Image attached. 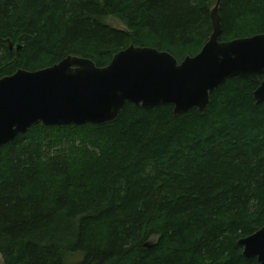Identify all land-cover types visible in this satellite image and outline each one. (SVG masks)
I'll list each match as a JSON object with an SVG mask.
<instances>
[{
	"label": "trees",
	"instance_id": "16d2710c",
	"mask_svg": "<svg viewBox=\"0 0 264 264\" xmlns=\"http://www.w3.org/2000/svg\"><path fill=\"white\" fill-rule=\"evenodd\" d=\"M217 1L0 0V79L69 55L105 67L132 44L182 62ZM220 15L221 41L264 33V0H221ZM259 84L227 79L204 113L127 103L113 122L35 124L0 146L3 263L258 264L238 242L264 227Z\"/></svg>",
	"mask_w": 264,
	"mask_h": 264
},
{
	"label": "water",
	"instance_id": "95a60500",
	"mask_svg": "<svg viewBox=\"0 0 264 264\" xmlns=\"http://www.w3.org/2000/svg\"><path fill=\"white\" fill-rule=\"evenodd\" d=\"M220 2L212 9L213 32L202 50L182 62L168 51L131 45L98 67L69 55L53 66L18 70L0 79V146L35 124H106L118 119L127 103L144 109L172 104L178 116L198 108L204 113L211 94L232 77L260 83L254 91L264 103V33L221 41ZM11 48L13 47L10 45ZM246 259L264 264V227L241 238ZM152 246V242L145 244Z\"/></svg>",
	"mask_w": 264,
	"mask_h": 264
},
{
	"label": "rangeland",
	"instance_id": "374dc122",
	"mask_svg": "<svg viewBox=\"0 0 264 264\" xmlns=\"http://www.w3.org/2000/svg\"><path fill=\"white\" fill-rule=\"evenodd\" d=\"M107 22L108 23H110L112 26H114V27H116V28H123L124 27V25L122 24V22L121 21H119L117 18H115V17H109L108 19H107ZM10 45H12V44H10ZM156 239H152V240H150L151 242H154ZM0 264H4L3 263V258L2 257H0Z\"/></svg>",
	"mask_w": 264,
	"mask_h": 264
}]
</instances>
